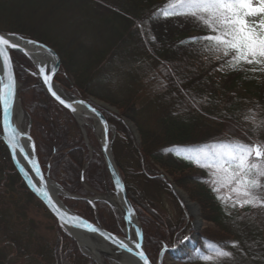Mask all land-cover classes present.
<instances>
[{
	"label": "trees",
	"instance_id": "trees-1",
	"mask_svg": "<svg viewBox=\"0 0 264 264\" xmlns=\"http://www.w3.org/2000/svg\"><path fill=\"white\" fill-rule=\"evenodd\" d=\"M40 1L0 0V10L10 4L15 9L21 6L18 12L30 14L22 19L15 15L10 20L0 11V26H5L7 21L17 24L20 30L16 34L52 47L62 62L60 77H56L60 85L77 96L92 94V88L105 89L109 98L93 96L105 100L119 110L120 118L136 126L141 138L137 148L122 121L103 113L116 126L117 141L122 137V147L128 148L129 166L124 167L119 161L117 164L128 199L143 228L148 258L153 261L162 243L171 246L174 238L177 242L180 237L179 226L161 224L151 212L152 202L133 186L134 180L137 183L144 180L170 195V189L160 177H148L156 175L146 164L153 162L174 178L175 185L200 206L202 219L212 225L199 233L197 249L184 262L264 264V207L222 202L218 195L231 193L223 188L219 193L214 192L209 170L184 158L199 157L210 163L217 159L221 145L264 144V71L260 66L242 63L232 68L228 64L231 56L209 50L202 38L215 33L197 22V18L160 14L173 0H112L98 4L102 11H96L102 21L104 48L72 54L73 64L68 67L64 63L69 59L67 50L43 33L30 31L37 28L33 21L39 16L44 23L52 19V13L40 14ZM13 61L16 78L25 85L19 97L31 118V137L43 169L50 166V178L69 194L86 197L88 193L82 188L80 178L89 161L85 182L95 192L104 193L101 160L95 155L89 160L72 116L33 86L34 79L28 74L33 66L28 58L14 53ZM70 78L73 85L69 84ZM261 184L257 195L264 199V178ZM108 186L111 188L109 181ZM23 194L30 193L0 141V204L14 203ZM64 202L87 220L94 221V213L86 202L69 199ZM97 211L100 223L109 232L119 234L110 208L99 202ZM8 220L0 214V242L13 248L16 257L33 259L38 264H95L79 252L76 243L56 222L53 245L41 246L37 242L25 244L23 237L29 234L11 230ZM217 250L230 255L217 257Z\"/></svg>",
	"mask_w": 264,
	"mask_h": 264
},
{
	"label": "snow or ice",
	"instance_id": "snow-or-ice-1",
	"mask_svg": "<svg viewBox=\"0 0 264 264\" xmlns=\"http://www.w3.org/2000/svg\"><path fill=\"white\" fill-rule=\"evenodd\" d=\"M163 16L173 15H190L197 18L206 28L210 29L215 35L205 36L202 39L209 45V50L222 53L224 57L231 56L228 64L232 68H237L240 64H256L260 70L264 71V0H173L165 5L161 13ZM13 35L14 34H10ZM16 39H22L16 37ZM29 45L42 47L34 41H27ZM22 50L20 45L12 42L4 35H0V106L3 107L5 114V133L8 136V144L11 149L20 148V153L28 159V155L18 144V133L11 126L7 117L10 115L13 96H14V79L12 76V62L9 50ZM51 54V53H50ZM28 55V53H25ZM220 58L219 56L217 57ZM255 70V69H254ZM37 75L43 78L44 83L48 86L49 93L58 100L64 107L72 111L75 109L71 104L65 102L57 92L54 91L52 84V69L46 66H40ZM82 103V102H80ZM94 111V110H93ZM105 143L104 149L107 150V133L108 128L105 126ZM213 162H207L199 157L187 156L185 159L192 160L197 166L209 170L213 185V191L219 193L221 188L231 194L218 195L222 202L231 201L233 206L244 207H264V199L257 195V191L262 187L261 179L264 178V144L247 145L238 142H231L219 146ZM15 159V155H14ZM31 167L40 179L41 188L37 189L32 184L37 195L41 196L55 210L58 218L65 224L75 227H86L88 231L96 232L97 229L84 225L79 218L67 217L61 213L56 204L49 197L48 192L43 188V178L40 176L39 168L35 159L31 160ZM31 183V178H29ZM119 186V185H118ZM123 190L122 186H119ZM137 237L141 234L136 233ZM105 239H114L111 236H105ZM119 243L121 248L127 251L132 249L122 242ZM136 249L141 245L137 243ZM216 246H213L215 248ZM144 264H149L143 251L135 253ZM217 257H227L228 252H215ZM204 259H209L205 257Z\"/></svg>",
	"mask_w": 264,
	"mask_h": 264
},
{
	"label": "rangeland",
	"instance_id": "rangeland-1",
	"mask_svg": "<svg viewBox=\"0 0 264 264\" xmlns=\"http://www.w3.org/2000/svg\"><path fill=\"white\" fill-rule=\"evenodd\" d=\"M60 1H62V4L59 2L61 5H59L56 0H41L39 3L41 9L40 14L45 16L48 13H52V19L48 20V23H44L42 22L39 16V18L33 21L34 24L37 26V28H35V30L31 29L30 31H33L35 34L38 31L40 33H43L44 36H46V38L48 36L51 40H55L62 50H67L66 55L69 56V59L68 58L65 59L64 63L68 67H70L73 64L71 58L72 54L78 53L83 50H88V52H92L105 46L103 37L101 36V31L103 29L102 21L100 20L98 13L96 11L98 12L102 11V7L98 4H102L104 2H112V0H92L94 3L88 0H67V1L60 0ZM55 6L58 7L56 8ZM20 9L21 6L16 7L15 9L10 4L8 5L6 4L4 5L3 9L0 11L3 12V14L2 13L1 14L5 19H10V20L14 18L15 15L17 17L20 16L21 19L22 17L30 16V14L27 12L24 11L18 12ZM30 19L32 18L30 17L28 20ZM196 21L201 23L198 19H196ZM23 25H25V23ZM19 28H20L19 25L7 21V24L5 26L4 25L0 26V32L17 33L20 30ZM59 77L60 74L58 78ZM72 80H73L72 78L69 79L70 85H73ZM57 84H58V88L61 91H63L67 97H70L69 93L72 92L66 89V87L60 85L59 83ZM24 87L25 85L23 83H20L19 96H20V92L25 89ZM91 93L92 94L85 93L82 97L92 98L98 102L110 106L111 108L116 109L115 107L108 104L105 100H101L96 96H93L94 94L97 96H103L109 98L108 96L109 93L105 89L92 88ZM117 111H118V117L119 116L121 117L119 110ZM110 116L113 117L114 115H110ZM74 122L76 123V126L79 132L81 133L83 143L88 153V158L90 155V151L94 152V154H99L100 152H99V144L97 141V137L95 133L92 131V126L94 125L86 121V125L81 127L77 124L76 121ZM111 124L115 128L114 140L117 141L118 135L116 139V126L113 123ZM21 125L22 128H26L27 126L26 116L23 117V121ZM127 130L130 133L135 148H137L138 145L140 146L141 138L140 141L139 140L137 141L134 135L131 134L130 130L129 129ZM82 131L83 133H86L87 138L83 137ZM123 144L124 143L122 141V137H120L115 147L113 143L114 148H112V152L116 162L119 161L124 167H128L130 164L129 162L130 157L128 154V148L122 147ZM146 164H149L148 166L150 170L156 174L155 175L156 178L162 177V180L167 182L168 185H175L174 178L171 177L168 173L159 169L157 165L153 164V162H147ZM139 181L140 183H137V181L134 180L133 186L139 189L141 193L145 194L148 197L149 201L152 202L151 212L153 214L155 213V215L157 216V220L161 224L165 226L167 225L168 227L172 225V227L174 228L179 226L178 231L180 232V234L183 233L184 230L189 228V225L186 224L187 221H189L190 219L191 221L193 219V221L196 222L197 226L200 225L199 228L197 229L198 231L200 230V232L203 229H208L212 227L210 223L205 222L202 219L200 206L197 203L193 202L182 188H179L178 186L175 185L179 189V191L186 196L188 203H184L181 200V198L177 197V195L174 193L172 194L170 193L169 195L164 192H161L152 183H146L144 180H139ZM59 197H60L59 199L62 202L65 201V198H62V196ZM92 197H98V195H93ZM187 204L188 206L196 205V207L199 209V215H195L194 211H189V209L187 208ZM92 211L93 213L98 212L97 210H92ZM0 214L5 216L7 219L9 218L8 221L11 223V226H9L11 230L14 229L16 231L29 234L23 237L25 244L28 242L30 243L32 242L33 244L34 242H37L41 246L45 244L53 245V241L55 239L54 236L55 221L50 216V214L44 209L42 204L33 195L23 194L14 203L2 202L0 204ZM183 217H185L184 221H183ZM198 217L200 218L199 220L197 219ZM115 221L117 227L120 228L121 231V228H123V224L120 221L119 222L117 220ZM0 243H1L0 264H38L33 259H28V258L23 259L16 257L12 250L13 248H8L6 246V243L4 242H0ZM145 244H147L146 238H145ZM186 248L187 247L182 246V248H179L178 251H180V254H182L184 251H187L186 254H191L192 251L187 250ZM157 257L158 256L155 255L152 257L153 261L150 260L152 264H156ZM104 261H106V264H115V262H110L109 260H104ZM162 264H188V263L184 262L183 259L174 260L171 257L165 256Z\"/></svg>",
	"mask_w": 264,
	"mask_h": 264
},
{
	"label": "water",
	"instance_id": "water-1",
	"mask_svg": "<svg viewBox=\"0 0 264 264\" xmlns=\"http://www.w3.org/2000/svg\"><path fill=\"white\" fill-rule=\"evenodd\" d=\"M11 33H0V35H4L7 38H9L12 42L17 43L20 45V49L22 50H15L10 49L9 55L11 58V53H20L27 58H29L35 68L34 72H31V76L36 78L38 80L37 86H40L44 92L60 107H62L64 110L68 111L73 117H82L87 118L94 122L96 125V128H93V132L95 133L97 137V141L100 148V153L102 157L103 164L106 168L107 175L110 179V182L113 187V192L111 197L105 196V198L108 200L109 198L114 203L112 206L109 205L111 208L117 211L120 218L123 221L124 229L121 231V236L114 235L110 232H108L106 229H104L100 224L98 223H91L88 220H86L83 216L79 215L77 212H75L73 209L65 206L62 201L59 200L58 196L63 195L64 197L78 200L77 197H74L72 195H69L65 190H63L60 186H58L55 182L50 180L49 178V167H47V171L44 173L42 167L39 164L37 154H36V148L35 143L31 138V119L30 117L22 110L20 100L18 98V90L20 87V84L17 82L15 73H14V67L12 62V76L14 79V96H13V102L12 107L10 111V115L7 117L8 121L10 122L11 126L16 130L18 133V144L23 148V151L28 155V159H25V156L20 153V148H17L15 150L11 149L8 144V136L5 133V114L3 112V107L0 106V141L3 143V145L6 147V149L9 152L10 159L12 166L14 167L15 171L21 178L22 182L26 186L27 190L45 207V209L50 213V215L55 219L58 226L64 230V232L73 239L77 246L80 249V244L78 243V238H92L95 241L103 243L107 250H92L90 247L86 246L88 251L91 255L96 257H102L103 259H107L110 261H113L116 263L115 256L117 257H123L127 261H129L128 264H144L142 260L139 259L138 256L135 255L137 251H143V253L146 255L145 252V244H144V235L142 232V228L140 225V222L138 220V217L136 215V212L130 203L125 185L122 179V176L120 174L119 168L117 166L116 160L114 158L113 152H112V145H113V139L115 134V129L112 125H110L106 119L104 118L101 111L108 112L111 115H114L115 117L118 115V111L114 108H111L110 106L98 102L92 98H86V99H80L77 97H73L71 99H66L63 96H60L62 99L65 100L66 103L71 104L72 107L75 109V111L70 110L69 108L64 107L61 103L58 102L57 99H55L48 91V86L44 83L43 78L36 73L38 72V69L40 66H46L47 68L52 69V84L53 88L55 87V77L59 73L60 67H61V61L58 55L54 50L49 48L46 45H43L39 42H36L37 45L42 47H36L33 45H29L26 42L29 41L28 39H24L18 34L10 35ZM16 37L22 38V39H16ZM32 41V40H30ZM25 53H28V55H25ZM51 53V54H50ZM42 58H45L48 63L42 62ZM55 91V89H54ZM82 102V103H80ZM16 109H20V111L24 114L23 116H26L27 118V126L25 129H22L16 122ZM94 110V111H93ZM122 122L126 125V127L130 130L131 134L134 135L136 140L140 141V137L138 134V131L134 124L128 120L122 119ZM105 126L108 128L107 133V143L108 147L107 150L104 149V143H105ZM97 130H99V133H97ZM111 134V137H110ZM15 155V159H14ZM35 159L36 164L39 168L40 176L43 178L44 184L43 188L48 192L49 197L52 199L53 203L56 204L57 208H59L61 213L66 214L67 217H75L79 218V221L84 225H90L97 229L96 232H91L86 229V227H75L71 226L69 224H65L62 220H60L55 212V210L49 205L44 198L37 195L36 190L33 189L32 184L36 185V188H41L40 179L37 177L36 173L33 171V168L31 167V160ZM83 175V174H82ZM29 178H31V183L29 182ZM168 180V179H167ZM82 184H84L83 177L81 180ZM123 187V190H120L119 186ZM172 192L176 195H179L184 203H188V200L184 194H182L179 189L175 185H168ZM104 198V199H105ZM86 202H90L89 199H84ZM95 200H93L94 202ZM106 202V201H105ZM107 203V202H106ZM108 204V203H107ZM191 206H188L187 208L189 210ZM196 207V205H194ZM197 208V207H196ZM200 219V218H199ZM198 219V220H199ZM200 225H198L199 228ZM137 231L140 232V236L137 237L136 233ZM133 232V237L131 233ZM105 236H111L114 239H105ZM124 243L127 248L132 249V251H127L124 248H121L119 246V243ZM139 243L141 245L140 249H136L135 245ZM81 251V250H80ZM169 249L166 246H163L161 252L158 256L157 264H162L163 257L166 252H168ZM82 252V251H81ZM83 255H85L82 252ZM114 254V257L111 256ZM88 258H91L96 264L95 259L90 257L89 255H85ZM148 259V257H147ZM149 264H152L150 260L148 259Z\"/></svg>",
	"mask_w": 264,
	"mask_h": 264
},
{
	"label": "bare ground",
	"instance_id": "bare-ground-1",
	"mask_svg": "<svg viewBox=\"0 0 264 264\" xmlns=\"http://www.w3.org/2000/svg\"><path fill=\"white\" fill-rule=\"evenodd\" d=\"M44 62V61H43ZM55 91L60 95V96H65V94H64V92L63 91H61L60 89H58L56 86H55ZM23 113L20 111V109H16V120H17V124L20 126V127H22V121H23ZM78 120L81 122L82 120L80 119V117H78ZM83 123V122H82ZM97 129V128H96ZM97 133H99V130H97ZM108 202L110 203V204H114L113 202H112V200L109 198L108 199ZM190 209H191V211H194L195 212V215H199V209L198 208H196V207H194V206H191L190 207ZM197 219H199V217L197 218ZM131 235H132V237H133V232L131 233ZM78 243L80 244V248H81V250L85 253V254H87V255H90L92 258H94L99 264H106V262L103 260V259H101V258H98V257H96V256H92L91 254H90V252L88 251V249L86 248V246H88V247H90V249H92V250H107V247L103 244V243H101V242H98V241H95V240H93L92 238H88V237H85L84 236V238L82 237V238H78ZM111 256H113L114 257V254L113 255H111ZM115 259H116V264H128L129 263V261H127L125 258H123V257H117V256H115L114 257Z\"/></svg>",
	"mask_w": 264,
	"mask_h": 264
},
{
	"label": "flooded vegetation",
	"instance_id": "flooded-vegetation-1",
	"mask_svg": "<svg viewBox=\"0 0 264 264\" xmlns=\"http://www.w3.org/2000/svg\"><path fill=\"white\" fill-rule=\"evenodd\" d=\"M186 225H189V228H187L186 230L183 231L184 235H182L180 242H181V244H183V246L187 247L186 248L187 250H190L192 248V246H193V243L196 242V240L194 238L196 222L193 221V219H192V221L190 219L189 221H187ZM173 246L174 245H172L170 247L171 250H173ZM175 247H176V245H175ZM177 250L167 253V256H169L171 258H174V259L175 258L177 259V258H181L182 256H185L186 253H187V251H184L182 254H180V251H177Z\"/></svg>",
	"mask_w": 264,
	"mask_h": 264
}]
</instances>
